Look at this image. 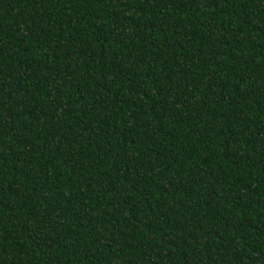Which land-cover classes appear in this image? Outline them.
<instances>
[{"label":"trees","instance_id":"16d2710c","mask_svg":"<svg viewBox=\"0 0 264 264\" xmlns=\"http://www.w3.org/2000/svg\"><path fill=\"white\" fill-rule=\"evenodd\" d=\"M0 264H264V0H0Z\"/></svg>","mask_w":264,"mask_h":264}]
</instances>
